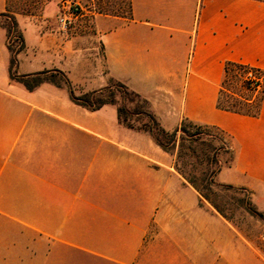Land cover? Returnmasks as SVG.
Returning <instances> with one entry per match:
<instances>
[{
	"label": "crops",
	"instance_id": "1",
	"mask_svg": "<svg viewBox=\"0 0 264 264\" xmlns=\"http://www.w3.org/2000/svg\"><path fill=\"white\" fill-rule=\"evenodd\" d=\"M130 1L128 17L84 9L62 31L58 1L19 11L0 0L23 41L14 73L60 71L74 94L118 82L167 131L184 119L220 128L233 160L215 181L264 210V88L256 116L216 107L227 61L264 71V0ZM4 18L0 264H264V235L220 215L115 104L91 110L65 86L12 80Z\"/></svg>",
	"mask_w": 264,
	"mask_h": 264
},
{
	"label": "trees",
	"instance_id": "2",
	"mask_svg": "<svg viewBox=\"0 0 264 264\" xmlns=\"http://www.w3.org/2000/svg\"><path fill=\"white\" fill-rule=\"evenodd\" d=\"M98 4V3H97ZM8 8L11 3L7 0ZM128 8V16L131 11V1L126 2ZM23 10V8H21ZM98 13L123 16L121 13H110L102 9L99 4L95 9ZM7 22L3 25L6 27L8 41L10 35L15 33V39L18 40V46L13 48L8 42L7 47L10 52L9 73L12 80L21 82L27 89H33L42 81H49L59 86H65L70 98L75 103L88 109L95 110L103 104L111 103L117 106V116L120 123L126 127L144 131L150 134L153 140L166 152L174 155V167L176 171L193 186L200 196L208 201L213 208L223 217L227 218L223 210L211 201L209 192L210 188L216 187L221 189H238L247 192L242 187H234L230 184H221L215 181L214 176L223 165H230L233 160V150L230 145V136L216 126L198 124L190 120H182L180 125L173 131H167L162 128L153 114L139 111L134 108L132 111L126 107V101L140 99L147 104L138 93L128 89L125 85L118 83V87L122 90L121 102L118 103L113 97V93L105 94L106 87L99 91L86 92L82 94H74L68 78L60 71L47 72L42 71L35 74L17 75L14 73L16 65V53L23 48V41L20 31L17 29L16 21L13 16L8 13H2ZM248 73L260 78L259 82H253L248 78ZM253 83V85H252ZM264 88V71L243 63L227 61L224 64V73L220 82L219 91L216 100V107L222 110L235 112L247 116H256L259 112L262 94ZM149 118L151 125L142 123L140 126H134L127 121L129 114H143ZM227 154L228 159L224 163L218 158L219 154ZM194 169H198L196 173ZM240 206L249 214L262 218L251 199Z\"/></svg>",
	"mask_w": 264,
	"mask_h": 264
},
{
	"label": "rangeland",
	"instance_id": "3",
	"mask_svg": "<svg viewBox=\"0 0 264 264\" xmlns=\"http://www.w3.org/2000/svg\"><path fill=\"white\" fill-rule=\"evenodd\" d=\"M47 0H10L13 10L19 11H35L38 10L44 2ZM59 3L62 0H56ZM81 6V11L84 9H92L95 11L96 7L99 6L102 9L107 10L110 13H121L122 15L128 16V8L126 5L127 0H77ZM98 3V4H97ZM23 8V10L21 9ZM160 21L159 17L156 19ZM4 22L7 20L4 18ZM10 45L13 48L18 46V40L15 39V33L10 35L9 41ZM112 92L115 100L120 103L124 95H122V90L118 87L117 82L111 81L106 86L105 94ZM78 95V94H76ZM126 107L129 111H132L134 108H137L139 111L148 112V106L141 99L126 101ZM133 115L129 114L127 116V121L134 126H140L142 123L151 125L149 118L146 114ZM218 158L224 163L226 159L229 158L227 154H219ZM198 169H194L193 172L196 173ZM211 201L217 204L222 210L224 215L236 225L244 233L252 234L254 236L263 234L264 235V210H258L262 213V218L251 215L246 212L239 203V200L247 202L250 199V194L245 191L238 189H221L212 187L208 190ZM205 200V199H204ZM206 201V200H205ZM208 202V201H207ZM209 203V202H208ZM210 204V203H209ZM211 205V204H210Z\"/></svg>",
	"mask_w": 264,
	"mask_h": 264
},
{
	"label": "built area",
	"instance_id": "4",
	"mask_svg": "<svg viewBox=\"0 0 264 264\" xmlns=\"http://www.w3.org/2000/svg\"><path fill=\"white\" fill-rule=\"evenodd\" d=\"M81 12V6L77 0H62L60 2V10L56 17L58 27L62 31H66L71 25L75 17ZM248 78L253 82H259L260 78L248 73ZM253 85V83H252Z\"/></svg>",
	"mask_w": 264,
	"mask_h": 264
}]
</instances>
